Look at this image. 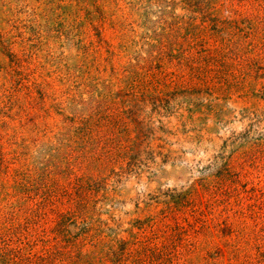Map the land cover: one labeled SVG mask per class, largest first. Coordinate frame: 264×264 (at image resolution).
Returning <instances> with one entry per match:
<instances>
[{"label": "rangeland", "instance_id": "1", "mask_svg": "<svg viewBox=\"0 0 264 264\" xmlns=\"http://www.w3.org/2000/svg\"><path fill=\"white\" fill-rule=\"evenodd\" d=\"M0 264H264V0H0Z\"/></svg>", "mask_w": 264, "mask_h": 264}]
</instances>
